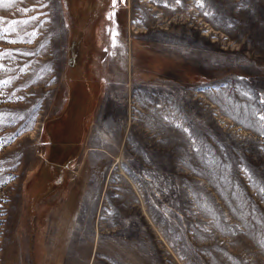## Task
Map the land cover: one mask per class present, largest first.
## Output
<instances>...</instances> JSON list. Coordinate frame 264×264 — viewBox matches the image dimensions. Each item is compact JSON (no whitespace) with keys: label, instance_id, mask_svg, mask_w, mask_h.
Returning <instances> with one entry per match:
<instances>
[{"label":"rangeland","instance_id":"obj_1","mask_svg":"<svg viewBox=\"0 0 264 264\" xmlns=\"http://www.w3.org/2000/svg\"><path fill=\"white\" fill-rule=\"evenodd\" d=\"M261 117L264 0H0V264H264Z\"/></svg>","mask_w":264,"mask_h":264},{"label":"snow or ice","instance_id":"obj_2","mask_svg":"<svg viewBox=\"0 0 264 264\" xmlns=\"http://www.w3.org/2000/svg\"><path fill=\"white\" fill-rule=\"evenodd\" d=\"M24 11H28L27 9H25ZM32 19H35V17H32ZM29 21H27V20H24V21H20L19 23H24V24H26V23H28ZM13 23H17V22H13ZM261 119H264V117H261Z\"/></svg>","mask_w":264,"mask_h":264}]
</instances>
